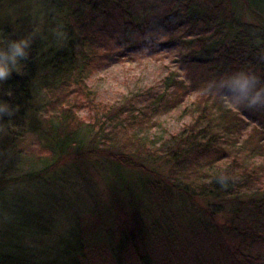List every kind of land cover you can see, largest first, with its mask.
I'll use <instances>...</instances> for the list:
<instances>
[{
  "label": "trees",
  "instance_id": "1",
  "mask_svg": "<svg viewBox=\"0 0 264 264\" xmlns=\"http://www.w3.org/2000/svg\"><path fill=\"white\" fill-rule=\"evenodd\" d=\"M6 1L8 7L17 3L26 11L20 19L0 24V41L31 34L32 42L20 74L13 72L0 83V100L15 108L11 116L0 117V131L21 127L33 106L36 84H63L66 77L88 66L91 48L106 49L108 43L122 50L145 48L149 53L186 46L188 51L181 63L187 84L174 80L177 85L172 105L182 102L188 88H203L195 101L197 114L191 124L171 136L160 150L163 163L170 166L166 180L163 176L155 179L158 176L127 155L100 154L97 168L106 171L101 178L113 185L104 229L93 233L80 230L70 237L69 243L62 242L54 257L45 250L37 252L38 239L28 236L27 245H12L1 252L0 264H264V254H245L241 246L247 240L251 245L264 243L262 167L245 164V152L229 153L219 141L222 132L231 135L233 132L229 131L234 128L237 134L246 125L241 116L244 115L257 123L249 129L241 147L247 146L250 153L263 151L264 109L232 110L215 88L216 82L239 70L253 72L264 82V32L260 30L264 29V0H242L259 27L243 24L222 0H0V7ZM33 3L38 9L36 16ZM35 17H40L39 24ZM154 24L164 40L150 44L138 40L136 34ZM57 26H62L65 39L52 31ZM183 30L194 37L184 36ZM75 77L81 81L77 73ZM212 90L215 95L211 107L207 104L211 100L207 91ZM217 119L222 122L220 126L216 124L220 129L213 130L212 123ZM74 137L76 132L56 131L48 146L50 152L54 156L65 152L75 142ZM8 138L0 141V152L5 145L10 152L9 164L3 165L0 158L2 176L14 169L18 159L11 150L15 136ZM127 140L133 154L156 155L147 148L141 149L139 142ZM209 166L214 168L208 182L196 187L195 196L206 204L205 208L198 207L203 213L201 218L193 208L186 209L184 202H176V196L187 202L193 198L189 188L177 186L173 180ZM128 167L147 176L129 184L124 177ZM51 172L55 169L47 167L40 174L27 177L43 178ZM1 175L0 193L9 180ZM222 212L231 216L228 228L216 220Z\"/></svg>",
  "mask_w": 264,
  "mask_h": 264
},
{
  "label": "rangeland",
  "instance_id": "2",
  "mask_svg": "<svg viewBox=\"0 0 264 264\" xmlns=\"http://www.w3.org/2000/svg\"><path fill=\"white\" fill-rule=\"evenodd\" d=\"M222 1L242 19L243 24L259 27L248 15L242 0ZM7 4L6 1L0 7V24L12 23L25 14L21 4L11 7ZM32 11L36 16L38 9L34 3ZM36 18L39 24L40 17ZM260 30L264 32V29ZM182 33L188 38L194 37L187 30ZM136 35L145 44L164 40L157 24ZM187 51L186 46H176L149 53L145 48L122 50L108 43L106 49L91 48L87 55L91 59L88 66L66 77L63 84L50 81L36 84L33 106L21 127L10 130V133L0 131V141L15 136L11 150L18 157L10 173L0 174L2 178L9 179L0 193V253L12 245H27V238L31 236L38 239L37 252L45 250L54 257L62 242L69 243L70 237L80 230L86 233L102 231L106 210L111 208L110 187L113 185L101 178L102 172L106 171L97 168L101 162L100 154L127 155L158 176L155 179L163 176L166 180L169 177L170 166L163 163L160 150L165 148L164 144L171 136L191 124L197 114L195 101L201 95L200 88H203V85L188 88L182 102L172 105L177 85L174 80L187 84L181 63ZM76 73L81 80L79 82L76 81ZM207 93L211 94L207 103L211 106L215 90ZM211 112L215 115L214 108ZM241 116L246 125L239 128L237 134L234 128L229 133L235 134L222 132L219 141L228 147L229 153L245 152V164L262 167L261 184L264 188V150L250 153L247 146L241 147L245 135L256 126L257 120ZM221 123L218 119L214 121L213 130H219L216 124L220 126ZM58 130L62 134L76 132L77 137L65 152L54 156L48 146ZM128 138L131 143L139 142L141 149L147 148L156 155L133 154L131 144H127ZM73 150L75 154H71ZM9 154L5 145L0 152L3 165L9 164ZM47 167L55 169V172L43 178L27 177L40 174ZM213 168L205 167L195 171L194 175H183L173 180L177 186L189 188L193 198L187 202L176 196V202H184L186 209L193 208L201 218L203 213L198 207L205 208L206 204L195 196L196 187L201 182H208ZM145 176L131 167L124 174L129 184L141 182ZM216 220L225 228L232 223L231 216L225 212L218 214ZM43 232L47 235L40 236ZM250 243L247 240L241 244L245 254H264V243Z\"/></svg>",
  "mask_w": 264,
  "mask_h": 264
},
{
  "label": "clouds",
  "instance_id": "3",
  "mask_svg": "<svg viewBox=\"0 0 264 264\" xmlns=\"http://www.w3.org/2000/svg\"><path fill=\"white\" fill-rule=\"evenodd\" d=\"M52 31L62 40L65 33L62 26ZM31 34L16 39L0 41V83H3L13 72L20 74L22 62L28 57ZM213 85H209L212 87ZM218 92H222L224 104L236 110L264 109V82L255 73L239 70L230 73L215 84ZM11 95V93H7ZM261 106V107H254ZM15 111L9 102L0 100V117L11 116ZM223 186V184H221Z\"/></svg>",
  "mask_w": 264,
  "mask_h": 264
}]
</instances>
